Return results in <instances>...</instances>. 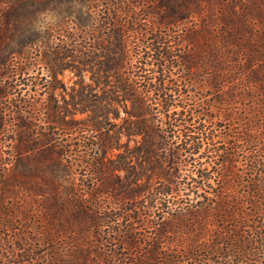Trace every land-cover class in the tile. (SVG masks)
Here are the masks:
<instances>
[{"label": "trees", "instance_id": "trees-1", "mask_svg": "<svg viewBox=\"0 0 264 264\" xmlns=\"http://www.w3.org/2000/svg\"><path fill=\"white\" fill-rule=\"evenodd\" d=\"M0 264H264V0H0Z\"/></svg>", "mask_w": 264, "mask_h": 264}, {"label": "rangeland", "instance_id": "rangeland-1", "mask_svg": "<svg viewBox=\"0 0 264 264\" xmlns=\"http://www.w3.org/2000/svg\"><path fill=\"white\" fill-rule=\"evenodd\" d=\"M60 19L57 15L53 14V24L59 23ZM156 32V27H147L145 32H141L140 37H144L145 40H143L142 43L146 42V38H149L153 33ZM146 34V35H145ZM133 36V35H132ZM136 41V39H133ZM132 41H130L129 43V50H133L135 43ZM58 43V41H56ZM140 43V42H139ZM187 43H183L182 44V49L184 50L186 47ZM68 61V65L69 66H76L77 63H73L72 60L67 59ZM36 66V68H34ZM33 67H31L30 73L32 76H36V78L40 77V71H39V64L35 65ZM184 73L186 74L184 76ZM42 74L44 75H49L45 70L42 71ZM174 76L173 78L175 80L179 81V84H184L182 86V91L183 93L190 98L191 100H193L194 102H199L200 100L205 101L207 99L208 103H206V106L209 108V114L210 117L214 118V121L217 123V125H224V124H229V122L235 123V116L230 114V111H228L226 109L225 105H220L218 103L215 102H209V100L211 99V87L208 84L207 80L204 78H201L200 74H196V70L193 69L190 72H184L180 70L179 68H175L174 69ZM48 77V76H47ZM92 74L90 73H85L84 76H80L76 70L73 69H67L62 75L58 76L59 82H56V86L58 87V89L56 90H51L49 91H45V94L42 96H38L39 98L42 99V101H47L48 97L51 94H55L56 97L58 99L61 100L62 98V94H64V88H67V93L70 94L72 93L73 89L76 88L78 89L79 86H76V83L81 81L82 78H84V81L86 84H92ZM45 89H41V91H44ZM70 96L67 95V99H69ZM120 112H121V118H125L127 115L125 114L124 110L122 108H120ZM87 115H80L77 118L83 119L86 118ZM115 122H122V121H115ZM241 121H239L240 123ZM124 142L128 141L127 137L123 138ZM133 146V143H132Z\"/></svg>", "mask_w": 264, "mask_h": 264}]
</instances>
